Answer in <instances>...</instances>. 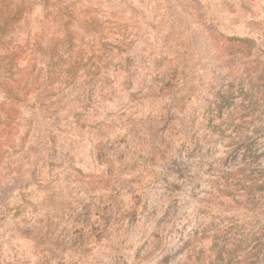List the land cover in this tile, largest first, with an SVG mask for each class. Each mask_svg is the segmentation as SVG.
<instances>
[{
	"label": "rangeland",
	"instance_id": "rangeland-1",
	"mask_svg": "<svg viewBox=\"0 0 264 264\" xmlns=\"http://www.w3.org/2000/svg\"><path fill=\"white\" fill-rule=\"evenodd\" d=\"M17 4L0 264H264V0Z\"/></svg>",
	"mask_w": 264,
	"mask_h": 264
},
{
	"label": "trees",
	"instance_id": "trees-1",
	"mask_svg": "<svg viewBox=\"0 0 264 264\" xmlns=\"http://www.w3.org/2000/svg\"><path fill=\"white\" fill-rule=\"evenodd\" d=\"M13 7L6 6L4 9L0 11V72L4 76L1 81V91L5 97H17L19 95L16 85V78L13 74H15L16 70L19 69L18 58L16 57L15 46L7 47V31L11 29L17 14L21 11V6L17 4V7L11 9ZM69 39V38H67ZM219 40L224 43L227 41V45L225 46L224 55H231L236 52V47L240 48L243 53V56L250 55V44L253 40L250 38H237L232 36H225L224 34H219ZM239 40L241 42L240 45H236L233 41ZM66 43H69L64 37L62 45L65 46ZM9 74V75H8ZM6 76V77H5Z\"/></svg>",
	"mask_w": 264,
	"mask_h": 264
}]
</instances>
